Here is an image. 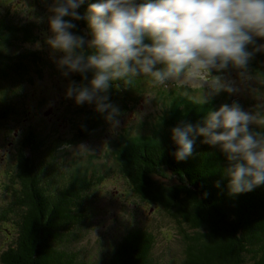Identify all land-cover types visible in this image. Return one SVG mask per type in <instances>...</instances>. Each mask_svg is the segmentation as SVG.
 <instances>
[{
  "label": "trees",
  "instance_id": "trees-1",
  "mask_svg": "<svg viewBox=\"0 0 264 264\" xmlns=\"http://www.w3.org/2000/svg\"><path fill=\"white\" fill-rule=\"evenodd\" d=\"M1 2L0 127L9 123V115L14 112L17 89L21 90L23 83L43 66L40 55L25 46L35 43L43 27V22L30 16L47 18L51 0H33L29 9L23 10L29 16L27 21L20 18V9L14 12L7 6L11 1ZM95 2L85 0L78 11L83 15ZM75 23L77 34L85 35L87 23ZM255 58L262 63L264 53ZM88 75L91 79V73ZM75 76L76 82L81 83L82 77ZM130 87L131 83L113 82L105 93L107 103L115 105ZM186 100L191 99L178 95L174 98L173 109L164 117L173 123L161 136L128 140L117 148L118 167L132 192L142 202L165 212L180 229L184 248L175 264H264V185L249 193L230 195L228 181L222 179L223 169L228 166L226 156L218 145L202 143L203 137L195 138L193 152L186 160L178 162L173 155L177 146L171 130L181 122L202 126L209 106L189 105ZM88 106L86 115L90 127H94L107 113L98 112L95 103ZM41 145L18 160L20 189L15 219L11 221L6 211L0 213V230L4 224H13L15 239L1 254L0 263L157 264L153 258L155 237L142 227L125 230L103 247L97 260L76 249L73 243L80 240L82 228L91 219L88 205L96 190L90 180L62 174L59 165L53 163L58 155Z\"/></svg>",
  "mask_w": 264,
  "mask_h": 264
},
{
  "label": "clouds",
  "instance_id": "clouds-1",
  "mask_svg": "<svg viewBox=\"0 0 264 264\" xmlns=\"http://www.w3.org/2000/svg\"><path fill=\"white\" fill-rule=\"evenodd\" d=\"M84 3L51 0L44 44L65 77H82L81 83H69L66 98L78 106L95 103L98 112L107 113L113 130L119 128L121 114L105 95L113 82L128 85L132 78L146 76L155 84L174 82L181 88L207 84L210 92L197 97L206 105L213 94L240 91L222 73L231 68L241 83L251 81L250 62L264 53V43H258L264 41V0H97L81 15L78 10ZM78 21L87 23L85 35L77 34ZM41 47L39 41L34 45L36 50ZM57 53L62 54L59 59ZM210 74L211 81L206 79ZM171 131L178 162L192 154L196 137L220 147L228 162L222 179H227L230 195L264 185L260 113L245 111L236 102L224 104L218 110L207 109L202 126L181 122ZM79 147L88 150L86 145Z\"/></svg>",
  "mask_w": 264,
  "mask_h": 264
},
{
  "label": "rangeland",
  "instance_id": "rangeland-1",
  "mask_svg": "<svg viewBox=\"0 0 264 264\" xmlns=\"http://www.w3.org/2000/svg\"><path fill=\"white\" fill-rule=\"evenodd\" d=\"M9 1L11 3L7 6H11L14 12L20 9V18L27 21L29 16L23 14V10L29 9L33 0ZM30 17L40 21L35 16ZM42 26L35 40V43L40 42L41 49L36 50L35 43L27 44L25 48L38 53L43 66L23 83L21 90L17 89L18 97H13L14 112L9 115V123L0 127V213L6 211L11 221L15 219L16 195L20 189L18 160L22 154H31L35 147L46 145L49 150L53 149V155H58L53 163L59 165L62 174L90 180L92 189L96 190L95 193L93 190V202L88 205L91 219L82 228L80 240L73 243L76 249L89 259L97 260L103 247H108L125 230L142 227L155 237L153 258L157 264L179 262L184 248L180 229L165 212L142 202L132 192L118 167L115 150L128 140L161 136L173 123L164 117L173 109L174 98L178 95L191 99L186 100L189 105L201 104L197 97L209 93V86L181 88L174 82L155 84L146 76L132 78L131 87L118 97L114 105L121 113L119 128L112 129L105 119L107 114L90 127V118L86 115L90 108L88 104L78 106L73 99L66 98L67 87L71 81H76V74L65 77L58 69L52 50L44 44L45 34L49 32L46 17ZM60 55L57 53L56 59ZM261 62L255 57L250 62L249 72L253 79L246 83L239 81L234 69L222 73L240 91L232 94L221 91L211 95L207 109L218 110L224 104L236 102L245 111L260 113L264 120V61ZM206 79L211 81L214 76L210 74ZM185 91L188 95H184ZM87 125L89 132L85 129ZM251 127L254 131L260 130ZM81 144L88 150L80 148ZM14 239L15 226L2 225L0 256Z\"/></svg>",
  "mask_w": 264,
  "mask_h": 264
}]
</instances>
